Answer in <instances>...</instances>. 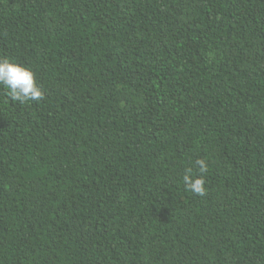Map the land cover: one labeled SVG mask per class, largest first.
<instances>
[{"label":"trees","instance_id":"obj_1","mask_svg":"<svg viewBox=\"0 0 264 264\" xmlns=\"http://www.w3.org/2000/svg\"><path fill=\"white\" fill-rule=\"evenodd\" d=\"M5 58L0 264H264V0H0Z\"/></svg>","mask_w":264,"mask_h":264},{"label":"clouds","instance_id":"obj_2","mask_svg":"<svg viewBox=\"0 0 264 264\" xmlns=\"http://www.w3.org/2000/svg\"><path fill=\"white\" fill-rule=\"evenodd\" d=\"M0 85L8 90L7 94L13 101L25 103L27 101H39L43 98V93L35 82L34 73L6 58L0 59ZM196 164L199 166V174L195 177L185 174L183 183L186 190L204 196V173L207 172V164L202 159L197 160Z\"/></svg>","mask_w":264,"mask_h":264}]
</instances>
